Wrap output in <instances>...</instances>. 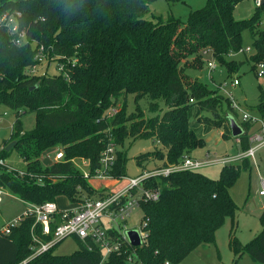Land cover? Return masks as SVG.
Here are the masks:
<instances>
[{
    "label": "trees",
    "instance_id": "16d2710c",
    "mask_svg": "<svg viewBox=\"0 0 264 264\" xmlns=\"http://www.w3.org/2000/svg\"><path fill=\"white\" fill-rule=\"evenodd\" d=\"M153 1L0 0V17L19 13V28L26 35V43L17 46L0 27V107L15 113L9 139L0 148V160L15 150L24 163L22 171L0 166V188L34 205L56 202L61 197L69 204L77 203L82 195L96 197L100 194L97 187L83 178L72 160H87L93 173L99 167L107 128L119 147L127 138L152 139L160 146L136 157L138 166L156 160L163 165L175 164L184 154L204 145L188 127V111L193 105L198 121L202 120L201 112H210L213 119L208 123L223 127V138H233L227 112H217L222 96L183 73L180 63L194 56L191 67L201 66L203 52L209 50L228 75L236 73L240 64L228 57L243 49L245 30L253 39L251 64L254 67L264 62V32L257 28L264 3L256 7L250 19L241 21L234 19L233 10L243 0H207L185 21L171 15L146 20ZM164 1L176 4L184 0ZM40 46L45 57H59L65 64L68 80L27 74L36 64L34 57ZM128 96H133L136 104L135 112L129 115ZM142 99L149 101L148 111L154 116L144 118L137 113ZM119 102L117 114L106 120L104 114ZM226 104L236 119L227 99ZM253 109L264 121L262 89ZM28 113L35 115V125L23 131L20 118ZM239 126L243 133L233 139L245 152L251 124L241 122ZM11 142L16 144L6 152ZM54 149H61L64 158L42 167L40 156ZM246 159L223 166L215 180L199 171L149 180L145 187L160 188L161 196L156 203L140 205L146 238L139 247L127 245L102 262L97 248L92 244L86 248L75 239L78 250L71 255H53V248L31 258L34 220L28 218L11 228L8 235L0 233V264L26 260L25 264H127L129 256L134 257L133 264H179L199 246L214 244L215 234L227 218L231 222L228 245L235 259L247 254L264 264V209L259 216L262 229L253 239L242 245L233 236L237 206L229 189L240 171L250 168ZM126 164V151L117 150L111 174L125 177Z\"/></svg>",
    "mask_w": 264,
    "mask_h": 264
},
{
    "label": "rangeland",
    "instance_id": "374dc122",
    "mask_svg": "<svg viewBox=\"0 0 264 264\" xmlns=\"http://www.w3.org/2000/svg\"><path fill=\"white\" fill-rule=\"evenodd\" d=\"M262 0H243L237 4L233 10V17L236 21L250 19L256 11V2ZM207 0H184L183 3L170 4L164 0H154L148 5V14L145 16L146 20L154 21L155 18L165 19L168 15L185 21L188 14L205 6ZM259 31L264 32V8L260 11V22L257 26ZM253 39L249 32L245 30L242 33V46L250 48V52L243 51L242 54L228 57L240 64L236 73L228 75L225 68L215 62V69L208 73L206 63L204 60L210 58L202 55L201 66L192 68L191 64L194 56H189L181 61L180 67L183 73L188 75L191 79L196 78L204 84L209 90L219 91V85L225 84L220 89V94L225 98L222 100V105L217 109V112L222 115L227 112L229 118L233 117L227 110L226 97L231 95L233 100L239 105L236 114L239 119L241 111L248 112L257 116L254 107L257 104L259 89L264 91V74L261 77L256 76V65L251 64L249 57L252 54L251 44ZM55 61L46 59L36 71V74L54 76L55 75ZM253 67V68H252ZM234 78H238L240 84L232 87L230 85ZM219 95V93H218ZM244 97V100L241 99ZM121 102V101H120ZM115 105L119 108L121 103ZM192 104V103H190ZM126 114L129 115L135 112L136 104H134V97L128 96L126 98ZM139 109L137 113L141 112L144 118H150L155 114L148 111L149 101L142 99L138 102ZM239 115V116H238ZM202 120L198 121L197 107L191 106L188 111V127L193 131L198 139L203 142V147L196 148L190 152V156L198 157L199 160H208L212 163L207 168L201 169L199 172L210 179H217L221 168L223 167L220 161L224 159H233L237 154H240V144L237 140L230 137L223 138V127L211 126L208 121L213 119V114L210 112H201L199 114ZM15 113L0 107V148L4 141H8L10 136V128L14 122ZM206 120L207 122H205ZM21 127L23 131H30L35 125V115L28 113L20 118ZM237 121V118H236ZM210 122V121H209ZM239 123V121H237ZM10 144V143H9ZM160 146L152 139H136L127 138L122 147H118L119 151H126L127 164L125 170V177L114 181L108 188L110 192H116L125 187L128 182L126 177L133 178L143 171L144 168H152V166L160 165L161 161H150L140 167L136 164V157L141 154L152 152L155 148ZM12 150V149H11ZM10 150V151H11ZM208 152V153H207ZM54 150L42 153L40 156V165L42 167L49 166L53 163ZM207 153V154H206ZM208 155V157H206ZM264 150L258 152L255 156V161L249 160V169L241 170L238 179L234 185L229 189V193L237 206L235 215V228L233 236L242 244L248 243L253 239L262 229L259 216L264 207V198L258 195L260 190V179L264 180ZM83 158H74L76 166L82 173H86V166L81 165L80 160ZM248 160V159H246ZM243 161V160H242ZM242 163L241 161L234 162L233 165ZM5 168L8 170L22 171L24 163L18 156L15 150H12L4 160ZM94 186L101 189L107 182L93 181ZM4 195L0 203V233L6 224L16 220L26 209L25 204L19 201L18 198L11 195L8 191L3 190ZM62 198V197H61ZM64 205V200H59V206ZM142 213L136 210L127 220V225L130 228H136L142 222ZM231 230V222L227 218L224 224L217 230L215 234V243L211 245H202L199 248L190 252L179 264H260L253 261L247 254H243L238 259H235L234 254L229 248V234ZM78 250L77 242L74 238L69 237L60 242L53 249V255L66 256ZM127 264L134 263V257L129 256L126 261Z\"/></svg>",
    "mask_w": 264,
    "mask_h": 264
},
{
    "label": "built area",
    "instance_id": "2783aa9c",
    "mask_svg": "<svg viewBox=\"0 0 264 264\" xmlns=\"http://www.w3.org/2000/svg\"><path fill=\"white\" fill-rule=\"evenodd\" d=\"M261 5V1L256 2V6ZM19 13L4 14L0 17V27H4L11 38L14 45L21 46L26 43L25 31L19 28ZM43 20V19H41ZM250 52V48L241 49L238 53L230 56ZM209 57L204 60L208 73L215 69V60L211 57L209 50L203 52V56ZM55 61V75L48 77L62 76L68 80V72L65 64L60 62L59 57H45L43 47H38L34 57L36 64L27 70L30 76H39L36 74L38 67L46 60ZM71 65L74 61L66 60ZM255 74L261 77L264 74V62L256 65ZM46 76V75H40ZM239 84L238 79L234 78L230 85L235 87ZM225 84L220 85L222 89ZM230 108L237 112L239 105L233 100L231 95H227ZM189 103H193L189 100ZM118 109L113 107L104 114L106 120L114 118ZM241 122H247L252 126H256V130L248 133L249 148L245 152H240L233 159H224L219 163L227 166L238 162L243 158L255 161L257 151L264 148V121L259 116L252 115L248 112L241 111ZM104 148L100 153L99 167L90 172V165L85 159H78L81 165L86 166V173H82L76 166V160H72L74 167L82 174L83 178L88 181L107 182L104 188H96L100 194L96 197L80 196L77 203L70 204L66 209H60L56 202H47L41 205L24 203L25 211L13 222L6 224L1 230V234L8 235L11 228L17 226L25 219H33L34 223L31 227L32 244L30 250L31 258L48 252L65 239L72 237L78 239L86 248H90L92 244L101 253V261H105L111 254H119L127 245H130L126 236V232L135 230L140 238L141 244L145 242L146 233L142 231L145 221H142L136 228H130L127 220L136 211L140 210V205L144 203H156L161 196L160 188L151 189L145 187V184L153 178L167 177L172 173L192 171L197 172L203 168H207L212 163L208 160L195 159L189 154H184L175 164L161 163L152 166V168H144L141 174L129 178L126 177L128 184L116 192H110L109 186L116 180L124 177L115 178L111 172L116 163V153L118 145L115 143L113 136L110 134V128L104 131ZM208 157V155L206 156ZM64 158L63 151L56 149L53 155V163H58ZM52 163V164H53ZM0 166H5L4 161L0 160ZM109 187V188H108ZM4 189L0 188V203L4 195ZM260 197L264 198V180L260 179ZM68 202V201H67ZM142 213V211H141ZM143 218V213L142 217ZM27 261V260H26ZM24 261L22 264H25Z\"/></svg>",
    "mask_w": 264,
    "mask_h": 264
},
{
    "label": "water",
    "instance_id": "95a60500",
    "mask_svg": "<svg viewBox=\"0 0 264 264\" xmlns=\"http://www.w3.org/2000/svg\"><path fill=\"white\" fill-rule=\"evenodd\" d=\"M263 3L264 0L261 1V4ZM229 125H230L231 135L233 138H236L243 133L241 127L236 123V121L232 117L229 118ZM15 144L16 142H11L10 144H8L5 148V151L9 152L15 146ZM126 236L131 247L136 248L141 245V238L135 230H130L126 232Z\"/></svg>",
    "mask_w": 264,
    "mask_h": 264
},
{
    "label": "crops",
    "instance_id": "0c3cea01",
    "mask_svg": "<svg viewBox=\"0 0 264 264\" xmlns=\"http://www.w3.org/2000/svg\"><path fill=\"white\" fill-rule=\"evenodd\" d=\"M236 79H238V78H236ZM238 81H239V80H238ZM239 84H240V82H239ZM239 84H238V85H239ZM219 86H220V85H219ZM220 92H221V91H220V89H219V91H218L219 95H221L223 98H225V96H223V94H220ZM241 99L244 100V97H241ZM252 115H254V114H252ZM238 116H239V115H238ZM232 118H233V117H232ZM234 120H236V119H234ZM237 121H239V123H241L240 117H239V119H238V117H237ZM237 121H236V123L239 125V123H238ZM256 128H257L256 126H252L249 132H253V131H255ZM234 140H237V139H234ZM237 141H238V140H237ZM263 150H264V148L261 149V150H259V151H257L256 154H257L258 152H259V153L262 152ZM207 153H208V152H207ZM207 153H206V154H207ZM189 154H190V153H189ZM256 154H255V156H256ZM193 158H195V159H199L198 157H193ZM262 158H264V155L262 156ZM60 199H63V200H64V205L61 206V207L59 206V200H60ZM22 203H23V202H22ZM56 203H57V205H58V207H59L60 209H66V208L70 205V204L67 202V200H66L65 198H59V199H57ZM23 204H24V203H23ZM263 209H264V207H263ZM263 209H262V210H263ZM201 246H202V245H201ZM199 247H200V246H199ZM199 247H198V248H199Z\"/></svg>",
    "mask_w": 264,
    "mask_h": 264
}]
</instances>
